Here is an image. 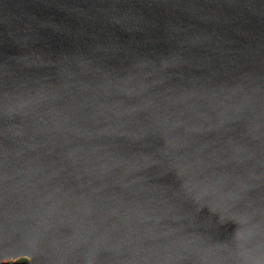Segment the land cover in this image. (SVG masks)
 I'll use <instances>...</instances> for the list:
<instances>
[{
  "label": "water",
  "instance_id": "95a60500",
  "mask_svg": "<svg viewBox=\"0 0 264 264\" xmlns=\"http://www.w3.org/2000/svg\"><path fill=\"white\" fill-rule=\"evenodd\" d=\"M0 264H264V0H0Z\"/></svg>",
  "mask_w": 264,
  "mask_h": 264
},
{
  "label": "flooded vegetation",
  "instance_id": "af4514ba",
  "mask_svg": "<svg viewBox=\"0 0 264 264\" xmlns=\"http://www.w3.org/2000/svg\"><path fill=\"white\" fill-rule=\"evenodd\" d=\"M12 229H13L12 227H10L9 225H6V230H7L6 238H11L12 239V249L17 248V246L21 247L23 245V242H22L23 240H21L22 239L21 237L17 238L16 235L11 234L13 232ZM3 240H4V237H3ZM3 244H4V246L5 245L6 246H10L11 245L10 243L5 242V240H4ZM26 259H28L27 256H20L17 260L7 259V263L25 261Z\"/></svg>",
  "mask_w": 264,
  "mask_h": 264
}]
</instances>
